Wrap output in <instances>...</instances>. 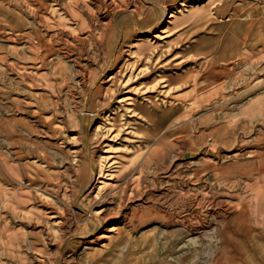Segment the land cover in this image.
Listing matches in <instances>:
<instances>
[{
  "label": "rangeland",
  "instance_id": "374dc122",
  "mask_svg": "<svg viewBox=\"0 0 264 264\" xmlns=\"http://www.w3.org/2000/svg\"><path fill=\"white\" fill-rule=\"evenodd\" d=\"M66 1L0 0V264H246L264 0Z\"/></svg>",
  "mask_w": 264,
  "mask_h": 264
},
{
  "label": "bare ground",
  "instance_id": "6f19581e",
  "mask_svg": "<svg viewBox=\"0 0 264 264\" xmlns=\"http://www.w3.org/2000/svg\"><path fill=\"white\" fill-rule=\"evenodd\" d=\"M81 1L82 0H67L66 2L68 3L67 4V6H66V8L65 9H67L69 12V14H71V16L74 18V19H76V21H77V26H78V29H82V30H85V29H87V28H90V25H89V22H88V18L86 17V15L84 14V9H81L80 8V3H81ZM86 1V0H85ZM99 4H103V3H107V1L108 0H96ZM114 2H116L117 0H113ZM119 2H125L126 0H118ZM65 2V1H64ZM113 2V3H114ZM127 2V1H126ZM142 2V1H141ZM83 4V3H82ZM111 4V3H110ZM116 4V3H115ZM62 5V4H61ZM64 5V4H63ZM117 5V4H116ZM136 5H137V3H136ZM88 6V5H87ZM108 6V5H107ZM63 7V6H62ZM84 7V6H83ZM88 8H89V6H88ZM92 8V7H91ZM103 8V7H102ZM121 8H125L126 10H128L129 11V14L131 15V16H133V18L136 20V18H137V16L140 14V12H141V7L139 8V6H136L134 9H127L125 6L124 7H119V6H113V10L114 11H116V10H121ZM29 9V8H28ZM27 9V10H28ZM1 10V9H0ZM33 10H34V8H33ZM32 10V11H33ZM38 10H39V8H38ZM41 10V9H40ZM125 10V11H126ZM143 10V9H142ZM36 11V10H35ZM44 11V10H43ZM111 12V11H110ZM117 12V11H116ZM112 13V12H111ZM14 15L13 16H15V13H13ZM40 14V13H39ZM171 16L173 15L172 13L170 14ZM142 17V16H141ZM111 18V17H110ZM109 18V19H110ZM150 18V17H149ZM149 18H147L146 19V22L147 21H149ZM139 20V19H138ZM111 22V21H110ZM137 22V21H136ZM116 27H117V25H116ZM118 28V27H117ZM12 29V28H11ZM102 30L100 31V33H101V35L104 37V38H107V40H109L110 42H111V39H112V36H110L113 32H110L111 34H109V33H106V31L108 30V29H110L109 27L107 28H101ZM120 29V28H119ZM137 31V30H136ZM135 32V31H134ZM4 33V32H3ZM6 33V32H5ZM36 34H38V33H33V34H31L32 35V38H34V40L36 41V43H38V42H41L43 45H44V41H43V39L41 38V36L40 37H37L36 36ZM114 34V33H113ZM130 33L129 32H127L126 33V36H128ZM12 38V40H14V41H16V38H13V37H11ZM115 38V37H114ZM38 39V40H37ZM35 45H37V44H35ZM40 46V45H39ZM36 47H38V45L37 46H34V48H36ZM48 49V48H47ZM123 50V49H122ZM35 55V54H34ZM115 56V55H114ZM2 57H0V59H1ZM5 62V61H4ZM208 62V61H207ZM112 64V63H111ZM207 68V67H206ZM205 69V68H204ZM213 69V68H212ZM108 93V92H107ZM214 150V149H213ZM205 153V152H204ZM207 154V153H206ZM218 156H219V153H218ZM217 156V157H218ZM213 157H215V156H213ZM91 167H92V165H90ZM94 173V172H93ZM92 176H94V175H92ZM198 206V205H197ZM118 207H119V209L121 208V202L119 203V205H118ZM118 209V210H119ZM197 211V210H196ZM99 212H102L101 214H103L104 213V209H102V211H99ZM115 214H116V212H115ZM93 219H95L96 220V222L98 223V224H100V220H99V216L95 213V214H93ZM111 229V228H110ZM113 229V228H112ZM111 229V230H112ZM109 230V229H108ZM107 231V230H106ZM114 231H116V230H114ZM107 234V233H106ZM105 237V235H102V237ZM105 246V245H104Z\"/></svg>",
  "mask_w": 264,
  "mask_h": 264
},
{
  "label": "crops",
  "instance_id": "0c3cea01",
  "mask_svg": "<svg viewBox=\"0 0 264 264\" xmlns=\"http://www.w3.org/2000/svg\"><path fill=\"white\" fill-rule=\"evenodd\" d=\"M13 16V13L11 14ZM71 16V14H70ZM10 36V35H9ZM8 36V39H10ZM11 37V36H10ZM14 38V36H13ZM12 42H16L14 40H12ZM109 43V42H108ZM110 44V43H109ZM263 166H262V175L264 177V158H263ZM258 192L264 194V181L258 186ZM247 208H251V204L248 202L247 203ZM256 211H258V214L262 215V218L264 220V200H262V202H258L255 205ZM234 209L232 208V211ZM249 215V214H247ZM246 215V217H248ZM241 217V221L243 220V218L245 216H240ZM249 218V217H248ZM247 218V219H248ZM235 220V215L234 213H232L231 216V221L232 223ZM249 231V229H248ZM233 237V234H232ZM235 238L233 239L235 244V248L237 249L239 256L240 257H247L249 260L246 264H254V257L257 256L261 259H258V264H264V238L262 239L261 243H256V241L252 238V236L250 234H245L243 232L238 231V233L236 234V236H234ZM258 242V241H257ZM253 258V259H252Z\"/></svg>",
  "mask_w": 264,
  "mask_h": 264
},
{
  "label": "water",
  "instance_id": "95a60500",
  "mask_svg": "<svg viewBox=\"0 0 264 264\" xmlns=\"http://www.w3.org/2000/svg\"><path fill=\"white\" fill-rule=\"evenodd\" d=\"M222 148H223V147H218V148L215 149V150H213V148H211V149H208L207 152H208L209 155L217 157L219 151H220ZM192 156H197V153H196V152L192 153Z\"/></svg>",
  "mask_w": 264,
  "mask_h": 264
}]
</instances>
